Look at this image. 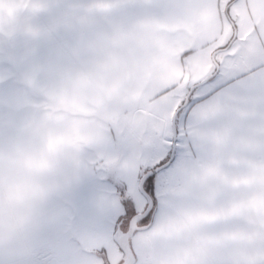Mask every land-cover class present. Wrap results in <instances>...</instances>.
I'll use <instances>...</instances> for the list:
<instances>
[{
	"label": "crops",
	"instance_id": "1",
	"mask_svg": "<svg viewBox=\"0 0 264 264\" xmlns=\"http://www.w3.org/2000/svg\"><path fill=\"white\" fill-rule=\"evenodd\" d=\"M137 2L155 4L157 0H66L55 14V26L47 28L48 37L41 40L47 48L37 53L46 57L48 65L47 94L55 96V103L71 108V114L68 109L62 114L72 124L49 132L43 128L17 132L56 135V141L0 144V151L7 152L0 158V264H107L101 248L110 247L115 253L116 245L107 235L62 239L73 222L56 209L80 182L81 166L91 155V146L106 143L109 128H119L142 98L178 74L181 52L205 46L220 28L217 0H171V6L143 9L132 6ZM247 21V12L238 11L236 22L243 27ZM258 43H250V53ZM27 47L24 67L31 62ZM24 82L25 90L19 91L18 98L9 90L0 94V102L10 109L32 103ZM2 126L0 134H16ZM243 135L249 139L246 146L227 139L208 144L203 164L211 169L226 152L233 153L232 163L219 169L220 181L206 187L217 193L211 203L222 211L219 197L225 184L231 185L226 231L231 232L232 226L252 231L232 233L234 238L224 246L188 245L183 241L192 232L186 231L182 239L151 242L150 258H166V264H200L208 259L259 257L264 234L257 229L264 226V206L257 207L255 200L264 198V122H257ZM200 170L199 165L193 168ZM196 231L211 235L204 225Z\"/></svg>",
	"mask_w": 264,
	"mask_h": 264
},
{
	"label": "snow or ice",
	"instance_id": "2",
	"mask_svg": "<svg viewBox=\"0 0 264 264\" xmlns=\"http://www.w3.org/2000/svg\"><path fill=\"white\" fill-rule=\"evenodd\" d=\"M132 6L160 8L171 6V0ZM216 8L219 34L203 47L181 52L178 74L142 98L119 128H109L106 143L91 146L80 182L56 209L73 222L62 239H112L115 253L101 248L107 264H113L114 256L115 264H166V258H150L148 245L182 239L186 231L192 235L183 242L200 246H224L232 233L252 231L244 226L226 231L231 185L225 184L219 197L222 211L211 203L217 193L206 187L220 181L219 169L232 163L233 153L226 152L211 169L203 162L208 144L227 139L246 146L244 131L264 122V0H217ZM240 10L248 14L243 27L236 22ZM253 40L259 43L250 53ZM197 165L201 170L194 172ZM208 215L214 219L209 221ZM201 225L210 236L196 231ZM257 230L264 234V226ZM124 238L126 248L119 243ZM200 264H264V250L258 258Z\"/></svg>",
	"mask_w": 264,
	"mask_h": 264
},
{
	"label": "rangeland",
	"instance_id": "3",
	"mask_svg": "<svg viewBox=\"0 0 264 264\" xmlns=\"http://www.w3.org/2000/svg\"><path fill=\"white\" fill-rule=\"evenodd\" d=\"M65 1L0 0V94L6 95L10 90V93L18 98L19 91L25 90L26 79L28 85L26 92L32 97V103H26V106L20 108L15 106L14 109L7 107L1 100V130L4 125L5 130L16 134H0V144L56 141L58 137L56 135L17 132L25 130L33 133L34 128H43L49 132L59 126L72 124V119L62 114L64 109H68L71 114V108L55 103V96L47 94L46 88L50 84L47 83L50 81L45 76L48 73L46 71L48 65L46 57L41 58L37 54L47 48V45L41 46L43 45L41 40L48 37L47 28L55 26V14ZM27 46H30L32 55L31 62L29 60L30 63L24 67L22 61L25 49L29 50ZM6 154L7 152L0 151V158L6 157ZM255 201L257 207L264 206V198H257Z\"/></svg>",
	"mask_w": 264,
	"mask_h": 264
},
{
	"label": "water",
	"instance_id": "4",
	"mask_svg": "<svg viewBox=\"0 0 264 264\" xmlns=\"http://www.w3.org/2000/svg\"><path fill=\"white\" fill-rule=\"evenodd\" d=\"M119 243L126 248L128 241L126 238H124V239L120 240Z\"/></svg>",
	"mask_w": 264,
	"mask_h": 264
}]
</instances>
